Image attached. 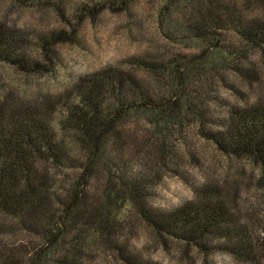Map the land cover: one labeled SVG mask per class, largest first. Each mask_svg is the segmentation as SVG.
I'll return each instance as SVG.
<instances>
[{
  "label": "trees",
  "instance_id": "obj_1",
  "mask_svg": "<svg viewBox=\"0 0 264 264\" xmlns=\"http://www.w3.org/2000/svg\"><path fill=\"white\" fill-rule=\"evenodd\" d=\"M43 1L61 12L60 0H0L29 7ZM135 1L99 0L75 17L82 23L108 9L125 11ZM159 16L172 22L179 17L178 25L170 26L209 46L168 63L156 56L136 60L152 77L147 81L135 71L110 65L80 77L62 98H24L7 87L0 91V264H88L95 243L106 245L126 264H152L121 240L128 205L159 240L183 243L203 264H216L218 253L237 264H264V224L254 231L219 184L193 186V198L173 208L151 202L150 183L168 166V153L155 141L159 128H146L145 136L138 134L139 127L130 129L139 114H150L158 125L192 117L220 152L251 161L264 189V102L231 105L225 115L213 118L199 107V97L187 96L194 84L198 91L194 74H201L200 79L209 75L219 57L243 79H260L250 50L264 70V15L242 16L225 0H167ZM78 27L40 38L51 61L52 48L77 41ZM224 31L234 32L240 44L226 40ZM29 37L0 17V62L25 74L52 72L29 54ZM166 74L175 84L169 94L159 95L150 80L162 81ZM130 157L139 159L141 167L130 176L117 175L116 165L121 169Z\"/></svg>",
  "mask_w": 264,
  "mask_h": 264
},
{
  "label": "rangeland",
  "instance_id": "obj_2",
  "mask_svg": "<svg viewBox=\"0 0 264 264\" xmlns=\"http://www.w3.org/2000/svg\"><path fill=\"white\" fill-rule=\"evenodd\" d=\"M59 7H52L43 1L34 7L17 6L9 2H0V17L6 16L21 30L29 33V54L52 72L25 74L17 68L0 62V91L11 88L20 96L33 97L46 94L52 98L60 97L72 90L74 83L82 76L93 73L103 67L114 65L135 71L140 78H152L136 60L159 59L160 62L174 60L179 55H195L209 46L208 41L195 38L183 32H177L171 24L178 25L179 17L172 22L164 21L159 10L167 0H136L128 9L114 12L110 9L101 12L95 19L88 18L79 23L76 15L83 7L94 6L99 0H60ZM236 7L242 16L264 15V0H225ZM65 15L73 25L79 24L77 41L60 43L51 49L53 61L47 57L41 47L40 38L55 30H72L63 20ZM171 36V37H170ZM226 40L240 44L234 32L224 31ZM256 63L260 79L249 82L214 59V70L204 77L197 78L198 91L192 89L187 96L199 97V107L207 108L217 115H225L231 105L245 102H264V70L259 66L258 54L250 50ZM166 74L162 81L151 79L153 89L159 95H167L172 89L173 80ZM149 78V79H150ZM147 81V80H146ZM198 99V98H197ZM62 112L55 116L56 125ZM172 118L159 125L150 114H139L131 122L130 129L139 127L138 134H146L145 129L158 131L156 140L162 151L168 153V166L150 183L151 202L157 207L173 208L191 200L193 186L213 182L223 189L228 199L237 201L242 215L250 222L254 231H259L264 224V189L260 180L259 169L246 158H236L223 154L214 142L203 137L199 124ZM188 118V117H187ZM182 120V121H181ZM58 127V125H56ZM157 129V130H156ZM143 140V139H141ZM158 145V146H159ZM141 164L136 157L116 173L132 175ZM96 184V188H97ZM99 187V186H98ZM122 220L126 222L121 231V240H128L131 247L144 262L152 264H203L200 255L176 240L166 243L159 240L154 232L128 205L123 211ZM91 247L88 264H126L119 256L103 243ZM216 264H237L231 256L218 253L214 256Z\"/></svg>",
  "mask_w": 264,
  "mask_h": 264
}]
</instances>
